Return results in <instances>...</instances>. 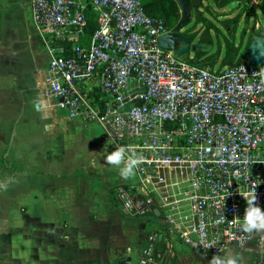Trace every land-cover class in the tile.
<instances>
[{
	"label": "built area",
	"instance_id": "2783aa9c",
	"mask_svg": "<svg viewBox=\"0 0 264 264\" xmlns=\"http://www.w3.org/2000/svg\"><path fill=\"white\" fill-rule=\"evenodd\" d=\"M31 1L49 95L125 146L123 163L143 157L115 189L126 215L158 223L139 264H162L176 242L204 258L256 243L264 264V229L243 227L253 195L264 211V63L211 67L163 48L172 27L143 0Z\"/></svg>",
	"mask_w": 264,
	"mask_h": 264
},
{
	"label": "crops",
	"instance_id": "0c3cea01",
	"mask_svg": "<svg viewBox=\"0 0 264 264\" xmlns=\"http://www.w3.org/2000/svg\"><path fill=\"white\" fill-rule=\"evenodd\" d=\"M49 59L32 1L0 0V264H134L145 231L112 195L124 163L106 161L101 124L49 95ZM261 254L250 243L237 258Z\"/></svg>",
	"mask_w": 264,
	"mask_h": 264
},
{
	"label": "rangeland",
	"instance_id": "374dc122",
	"mask_svg": "<svg viewBox=\"0 0 264 264\" xmlns=\"http://www.w3.org/2000/svg\"><path fill=\"white\" fill-rule=\"evenodd\" d=\"M219 1L221 0H202L198 6H194L191 21L181 32L187 37L190 34H196L191 43L199 44L197 48L206 53L204 57L214 55L219 51L220 56L216 62L217 65L222 61L226 46L232 42L239 46V51L235 55V61H243V59H238L239 55L246 53L249 57V48L252 42L256 41L259 37H264V0H247L243 4H237L231 0V2L224 5H220ZM197 16L205 17L207 21L196 22ZM235 18L237 20L233 21ZM208 22L211 25V42L201 43L199 42V37L206 31ZM190 55H194V52L192 54L189 52L181 56L183 58H190ZM112 195L116 210L119 213H124L121 205L117 202L115 193ZM157 226L158 223L155 221L148 223L147 227L142 228V231H145L142 232V237L146 235L150 228ZM141 242H143V239ZM176 252L178 255L177 264H210L211 258H204L198 254H194L183 243L176 242ZM139 259L140 253L136 252L133 256L134 264H139Z\"/></svg>",
	"mask_w": 264,
	"mask_h": 264
},
{
	"label": "trees",
	"instance_id": "16d2710c",
	"mask_svg": "<svg viewBox=\"0 0 264 264\" xmlns=\"http://www.w3.org/2000/svg\"><path fill=\"white\" fill-rule=\"evenodd\" d=\"M246 1H244V3ZM229 2H231V0H221L219 1V4L224 5ZM143 5L146 8V11L148 12V14L154 17H160V18L165 19L167 25L172 28L177 24V22L180 19V13L178 12L179 10H178V6L175 0H143ZM236 20H237L236 18L233 19V21H236ZM199 21H207V19L202 16H197L196 22H199ZM210 28H211V25L208 22V27L206 28V31L202 35H200L199 42L201 43L211 42L212 37L210 34ZM94 29H95V20H92L87 30L88 34L93 32ZM195 36H196L195 33L188 35L191 41H193ZM238 51H239L238 45H235L234 42L228 43V45L226 46L225 54L219 65H217L216 63L220 56L219 51L215 53L214 55L204 57L206 56L205 55L206 53L204 51L197 50L195 56L190 57V58L188 57V59L189 61L193 63H199L201 65H206V66H211V67L217 66L218 68H223L224 66L227 65L226 60L228 58L235 61V55L237 54ZM238 59H243V62L250 61L246 53L240 54ZM236 62H240V61H235L234 63ZM163 250L166 253L162 261V264H177L178 255L176 254V251L169 247H164Z\"/></svg>",
	"mask_w": 264,
	"mask_h": 264
},
{
	"label": "water",
	"instance_id": "95a60500",
	"mask_svg": "<svg viewBox=\"0 0 264 264\" xmlns=\"http://www.w3.org/2000/svg\"><path fill=\"white\" fill-rule=\"evenodd\" d=\"M179 7L180 19L177 24L172 28V31L165 33L159 37V44L166 49H171L176 51L178 55H183L190 50H194L199 46V44L191 43V39L187 36H184L181 30L190 23L192 19L191 6H198L202 0H175ZM184 41L185 46L180 48V42ZM261 43V44H260ZM260 44V45H259ZM264 48V37H259L256 41H253L249 48V60L254 65L264 63V53L261 54L263 59H260L255 54V49L257 46ZM228 65L234 64L233 60L228 58L226 60ZM159 214V210L155 211ZM141 227L144 228V223L141 224ZM121 264H125V260L120 261Z\"/></svg>",
	"mask_w": 264,
	"mask_h": 264
},
{
	"label": "clouds",
	"instance_id": "9594fccd",
	"mask_svg": "<svg viewBox=\"0 0 264 264\" xmlns=\"http://www.w3.org/2000/svg\"><path fill=\"white\" fill-rule=\"evenodd\" d=\"M125 146H119L115 148L111 153L107 154L105 159L109 164L121 165L122 161H125ZM143 157L133 154L129 156L124 163L123 167H120V175L122 177H128L134 174V168L142 161ZM0 187H4L0 183ZM256 196L253 195L252 200H255ZM252 200L248 201V207L245 210L243 217V227L251 232L253 230L264 229V211L261 210L259 205H254ZM210 264H239V259L233 256H219L213 255L210 260Z\"/></svg>",
	"mask_w": 264,
	"mask_h": 264
},
{
	"label": "bare ground",
	"instance_id": "6f19581e",
	"mask_svg": "<svg viewBox=\"0 0 264 264\" xmlns=\"http://www.w3.org/2000/svg\"><path fill=\"white\" fill-rule=\"evenodd\" d=\"M259 45L256 47L254 52H255L256 56H258L260 59H263V56L261 54L264 53V48H261Z\"/></svg>",
	"mask_w": 264,
	"mask_h": 264
},
{
	"label": "flooded vegetation",
	"instance_id": "af4514ba",
	"mask_svg": "<svg viewBox=\"0 0 264 264\" xmlns=\"http://www.w3.org/2000/svg\"><path fill=\"white\" fill-rule=\"evenodd\" d=\"M193 8H194V6L192 5V6H191V12H192V9H193ZM182 34L185 36V34H184L183 32H182ZM184 46H185V42H184V41H181V42H180V48H181V47H184Z\"/></svg>",
	"mask_w": 264,
	"mask_h": 264
}]
</instances>
